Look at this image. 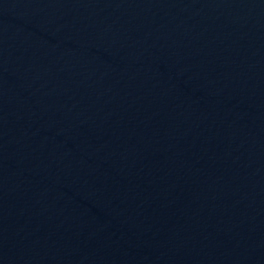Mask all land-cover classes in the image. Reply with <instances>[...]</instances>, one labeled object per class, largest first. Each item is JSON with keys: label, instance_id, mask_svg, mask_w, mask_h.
I'll return each mask as SVG.
<instances>
[{"label": "water", "instance_id": "95a60500", "mask_svg": "<svg viewBox=\"0 0 264 264\" xmlns=\"http://www.w3.org/2000/svg\"><path fill=\"white\" fill-rule=\"evenodd\" d=\"M0 264H264V0H0Z\"/></svg>", "mask_w": 264, "mask_h": 264}]
</instances>
